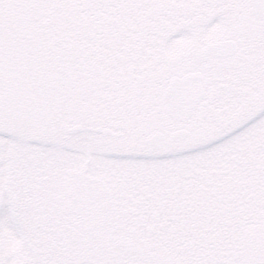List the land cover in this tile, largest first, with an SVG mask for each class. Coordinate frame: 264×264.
Returning a JSON list of instances; mask_svg holds the SVG:
<instances>
[{
	"label": "rangeland",
	"instance_id": "rangeland-1",
	"mask_svg": "<svg viewBox=\"0 0 264 264\" xmlns=\"http://www.w3.org/2000/svg\"><path fill=\"white\" fill-rule=\"evenodd\" d=\"M83 3L0 0V40L17 65L12 68L23 66L56 83L59 102L41 138L0 131V264H254L250 238L264 220V106L252 109L242 98L244 89L264 84V32L243 43L233 66L223 61L194 69L192 49L237 30L231 10L209 16L212 0H89L88 9ZM148 7L158 13L147 17ZM138 14L152 26L147 35L157 38L155 29L165 34L164 20L173 28L160 42L165 57L157 64L175 58L168 74H161L163 84L184 69L202 71L207 83L197 111L204 113L192 117L193 135L164 153L120 148L117 138L96 129L115 119L121 106L113 101L126 97L142 77L132 58H114L136 32L126 27L120 33L116 21L142 30ZM82 18L89 21L84 39L69 23ZM139 45L143 62H150L156 43ZM184 52L182 62L189 66L183 69L177 57ZM207 120H213L212 131L204 135L197 127ZM74 125L82 129L70 132ZM64 178L79 189V209L101 210L100 218L82 219L94 222L93 230L66 227L54 209ZM27 201L31 216L23 214ZM40 201L55 218L33 217V204ZM130 239L141 243L142 255L126 247Z\"/></svg>",
	"mask_w": 264,
	"mask_h": 264
},
{
	"label": "flooded vegetation",
	"instance_id": "flooded-vegetation-1",
	"mask_svg": "<svg viewBox=\"0 0 264 264\" xmlns=\"http://www.w3.org/2000/svg\"><path fill=\"white\" fill-rule=\"evenodd\" d=\"M212 2H213L212 10L211 12H209V16L216 15L220 11L231 10L233 22H235L234 20L237 19L240 21H244V24H241L240 26H238L239 21L238 20L236 21L237 24L235 23V27L237 30L235 32L234 31L230 32L224 37L215 39V40L233 39L237 45L236 53L234 56L239 54L241 46L245 41L247 42L252 40L253 41L259 40L260 33L264 32V27L262 26L261 21L259 19H256L248 14L247 5L249 3V0L247 1L225 0V6L222 7H217V5L220 3V0H212ZM83 5L85 6V8L88 9L89 0H84ZM97 15L100 14L97 12ZM96 22L98 23L101 21L98 19V21ZM69 23L71 29H73L74 27L77 29L76 30L77 37H81L84 39L85 37L89 36L88 18H82L80 20L77 19L75 22H72V20L69 19ZM102 23L99 24L101 25ZM116 23L120 29V22L116 21ZM242 25L246 26L247 28L245 29L242 28ZM120 33H121V29H120ZM74 36L72 35V37ZM166 37L167 35L163 36V38L159 40V39H154L153 36H149L150 43L156 42L157 46L163 52V46L161 45L160 42H163ZM6 46H7L6 42L2 38L0 40V131H2V133L20 132V134H25V135L27 134V136L33 139L41 138V136L47 132L46 129L51 127V124L53 122V113L56 110V106L59 103L58 101H56L57 84L55 83L53 86V83L51 82L47 83L45 80L44 82L43 79L41 78L40 72L32 71L27 73L23 68V66L21 68L20 67L19 68L17 67L15 69L12 68L13 66H17V65L13 64L12 60L8 57L7 53L4 51ZM182 55L183 58L186 60L187 57L186 53L184 52L182 53ZM231 59L226 60V62L227 61L231 62V65L229 66L234 65V62H232ZM223 61L224 60L212 59L208 63L209 66L208 64L206 65V68L210 67L212 69V66L219 64ZM166 63H164V66L166 65ZM184 67L185 66H183V69ZM51 77L55 78V76H51ZM206 84L207 83L205 81L203 96H205L208 91L206 88ZM43 90L45 92H43ZM243 92H244V97L242 98V100L244 102V105H249L252 109L257 106H264V84L252 85V88L244 89ZM212 96H213L212 92L209 90V99H211ZM118 101L119 100L113 101V104L120 106ZM247 112L249 113L248 109ZM203 113L204 112L202 110V112H199V115L196 116V118H200L203 115ZM114 116L115 119H110L108 125L97 126L96 129L99 130L98 128H109L114 132L120 133L118 136L113 137L118 139V146L120 148L125 147L130 151L136 150L138 152H143L144 154L154 152L153 149L147 146L144 139L147 134L153 131L145 133L144 131L142 132L139 129H133L132 124L131 126L129 125V123H131L130 121L132 116L130 113L121 116L116 114L115 112V114L112 115V117ZM178 123L179 124L183 123V125H180L178 127H173L172 130L178 128H185L190 132L191 136L193 135V128L195 125L194 119L190 118L183 122L174 121L172 125L175 126ZM186 123H188V125H186ZM27 124H30V127L32 128L31 131L21 132L20 129L25 127V125ZM198 128L201 132L200 127H197V129ZM155 131H160L165 134L169 132V129L165 127H161V129H157ZM167 145L168 144L165 143L164 141L161 149H159L156 152L164 153L165 150L170 148V146ZM43 178L44 180H47L48 174H45ZM79 198H80V192L78 187L73 182H70L68 178H64L60 197L56 199L55 202L56 208L54 207V209L57 210L64 217L66 222L65 225L66 227L71 229L76 228L78 231L93 230L94 222L90 221V224H88L86 221L85 222L82 221V219H96V218H100V216L103 214L101 210H99V207L94 209L95 212H91L90 209L87 207L86 208L81 207L79 209L77 205ZM41 204H42L41 201L33 204V208H34L33 211L34 213H32L33 217L39 218L42 217V215L43 216L46 215L48 218L56 217L52 214L51 212L52 210L47 211L46 209H43L44 205ZM23 208L25 210L23 214L27 216H31L30 214L31 212L26 210L30 208L28 201L25 202ZM106 208L107 206L104 207V211Z\"/></svg>",
	"mask_w": 264,
	"mask_h": 264
},
{
	"label": "trees",
	"instance_id": "trees-1",
	"mask_svg": "<svg viewBox=\"0 0 264 264\" xmlns=\"http://www.w3.org/2000/svg\"><path fill=\"white\" fill-rule=\"evenodd\" d=\"M174 3V2H172ZM164 7V5L162 6ZM154 9H159L157 7H151L147 9V16H153L156 13H158L157 10ZM163 12L165 13V17L166 19L169 16L168 13V9L167 8H163L162 9ZM154 12V13H153ZM138 12H136L137 14ZM139 18H136V21L139 24V27L142 28L139 29L138 27H136V25L133 24H128L127 22H124V24L120 23V29L123 30L126 27H130L133 29V31H136L135 34H133L130 38V42L131 45L129 46H125L124 49H122L123 51H121L122 53L118 52L116 55L114 53V58H118L117 61L121 62V59L124 55V57L127 56V58H132L133 63L131 67H133V70H135L136 68L134 67L135 64H138V68L140 70H135V71H139L136 75L137 76H142L140 78H138V81H136V85H131L130 90H128L126 97L124 98H120V100L118 101L121 108H118V111L116 112V114L124 116L126 114H131V123H129V125L132 127L133 129H139L142 132L144 131L145 133L147 132H151V131H155L157 129H161V127H165V128H173L174 126L172 125L174 120H172L171 118H169L162 110V106H161V92L163 87L165 86V84H163V78L161 77L162 72L166 69L164 74H168L169 72V65L173 66L175 65V58L171 57L167 59V63L164 66L163 64H157V62H159V59L162 58L163 53L160 48L157 46L156 43V53H153L152 55V60L150 62H143L144 61V56L142 55V50L140 45L139 46H135V42H143V41H148L150 42V38L149 36H153L152 32L150 35L146 34L147 29H151L152 26L150 25L149 22H146V19L143 18V15L141 16V14H138ZM161 26H163L166 30V33H170L172 26L169 25L168 20H164L161 24ZM158 28V27H157ZM140 30V31H139ZM145 31V32H144ZM157 35H156V34ZM164 34V32H162L160 29H155L154 34L157 38H155L153 36L154 39H159L161 40L163 38V36H166L167 34ZM147 37V39H146ZM119 42V41H118ZM112 43H117V40H112L108 42V45L106 43V45L109 47L110 45H112ZM131 47V48H130ZM151 47L148 46L147 49H150ZM105 51L102 50L101 54H104L103 56L105 57ZM165 57V56H164ZM177 59H179L178 61H183V56H179L177 57ZM116 60L114 61V64H116ZM183 66H185L184 68L188 67V63L187 62H182ZM141 69L145 70V74H141ZM181 71V70H180ZM187 70H182L181 73L185 72ZM162 74V75H164ZM166 74V75H167ZM173 74H180V72H174ZM170 76V74L168 75V77ZM127 77H130L127 74ZM126 78L125 81L128 80V78ZM124 78V79H125ZM141 82V83H140ZM140 83V84H138ZM132 84V83H131ZM202 102L198 105L197 107V111L200 109ZM122 105H124V108H122ZM251 108V107H250ZM123 109V110H122ZM124 109H127L124 110ZM199 114V112L197 113ZM221 117V116H220ZM209 118L214 119L211 116H209ZM222 120V118H220ZM208 122L210 121V123L208 125H205L201 131H203L202 133H204V135L211 133L212 128L211 126L212 121L213 120H207ZM165 125V126H164ZM256 231V232H255ZM254 232H252L253 236L250 239H254L252 242L253 244H251L252 247V256L254 257V264H264V220L262 222L261 227L258 228V230L256 229Z\"/></svg>",
	"mask_w": 264,
	"mask_h": 264
},
{
	"label": "water",
	"instance_id": "water-1",
	"mask_svg": "<svg viewBox=\"0 0 264 264\" xmlns=\"http://www.w3.org/2000/svg\"><path fill=\"white\" fill-rule=\"evenodd\" d=\"M249 13L261 20L264 26V0H251ZM236 51V43L231 40H220L206 44L191 51V62L193 66L211 58L228 59ZM203 78L200 72L190 71L181 76H171L167 86L163 89L161 100L163 110L175 120H186L195 111L196 105L203 95ZM80 125H74L69 129L70 132L80 131ZM104 135L118 136L120 133L114 132L109 128H98ZM190 132L186 129H177L168 134L167 143L181 142L189 136ZM164 134L154 132L145 136L146 144L155 150L162 147ZM126 245L132 251L141 254V246L134 240H127Z\"/></svg>",
	"mask_w": 264,
	"mask_h": 264
}]
</instances>
